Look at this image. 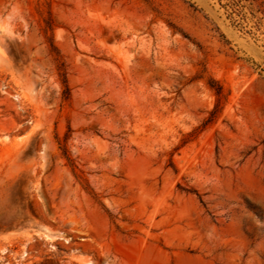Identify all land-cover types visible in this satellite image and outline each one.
Here are the masks:
<instances>
[{"label":"rangeland","instance_id":"374dc122","mask_svg":"<svg viewBox=\"0 0 264 264\" xmlns=\"http://www.w3.org/2000/svg\"><path fill=\"white\" fill-rule=\"evenodd\" d=\"M0 264H264V0H0Z\"/></svg>","mask_w":264,"mask_h":264},{"label":"trees","instance_id":"16d2710c","mask_svg":"<svg viewBox=\"0 0 264 264\" xmlns=\"http://www.w3.org/2000/svg\"><path fill=\"white\" fill-rule=\"evenodd\" d=\"M63 77V83H65V77H64V74L62 73L61 75ZM67 90V89H66ZM218 92V91H217Z\"/></svg>","mask_w":264,"mask_h":264}]
</instances>
